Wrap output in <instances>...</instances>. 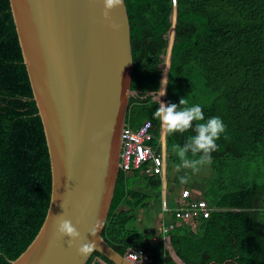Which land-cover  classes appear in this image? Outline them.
<instances>
[{
  "label": "trees",
  "instance_id": "1",
  "mask_svg": "<svg viewBox=\"0 0 264 264\" xmlns=\"http://www.w3.org/2000/svg\"><path fill=\"white\" fill-rule=\"evenodd\" d=\"M125 5L133 55L127 126L135 130L150 121L159 137L161 123L153 116L159 102L179 106L185 98L189 106L199 104L206 119L220 117L226 131L205 165L211 174L202 199L215 208L208 218L195 227L173 221L169 235L153 242L133 223L137 210L161 199L160 178L120 171L103 239L124 257L147 252L151 262L138 264H264V0ZM165 135L170 155L194 133ZM50 196L43 126L9 1L0 0V264L17 259L33 241ZM173 205L169 201L168 212ZM87 264L113 263L94 253Z\"/></svg>",
  "mask_w": 264,
  "mask_h": 264
},
{
  "label": "water",
  "instance_id": "2",
  "mask_svg": "<svg viewBox=\"0 0 264 264\" xmlns=\"http://www.w3.org/2000/svg\"><path fill=\"white\" fill-rule=\"evenodd\" d=\"M8 1L51 171L44 222L14 262L87 264L98 253L113 264H138L102 237L121 171L131 97L133 55L125 0L110 21L103 19L102 0ZM60 215L96 242L97 250L87 259L68 246L67 237L57 238ZM97 218L104 224L93 237L89 229Z\"/></svg>",
  "mask_w": 264,
  "mask_h": 264
},
{
  "label": "clouds",
  "instance_id": "3",
  "mask_svg": "<svg viewBox=\"0 0 264 264\" xmlns=\"http://www.w3.org/2000/svg\"><path fill=\"white\" fill-rule=\"evenodd\" d=\"M102 3V16L105 21H110L111 13L123 6V0H102ZM110 27L114 30L119 29V25L115 23H111ZM153 116L160 121L163 131L167 134H184L189 131L194 133V135H190L186 138L183 145L177 144L173 146V151L180 161L179 164L176 165V171H184V175L179 177L180 183L187 184L190 180L188 174L189 171L192 174H195L198 173L203 166L211 164L212 153L219 150L217 141L225 133L226 125L220 117H210L206 119L202 107L199 104L189 106L188 100L185 98H180L179 106L174 103L165 104L160 102L159 107L153 113ZM139 171L141 172V170ZM159 178L160 182L161 179H164L160 176ZM162 190L161 183L160 196L162 205L160 206V209L164 212L163 207L168 206L169 202H167V199L170 197L169 191L167 197H163ZM176 196H179V194H176ZM155 220L157 221V217ZM184 222L190 224L192 227H195L197 224V222L192 221ZM103 224L104 221L97 218L89 229V234L95 237ZM55 231L58 239H64L67 237L68 246L76 247L78 255L83 259H87L97 250L96 242L88 241L86 237H82L72 221L66 219L64 215L57 217ZM154 235L156 234H153L152 236ZM134 263H137V261H134ZM9 264H15V262L9 261Z\"/></svg>",
  "mask_w": 264,
  "mask_h": 264
},
{
  "label": "built area",
  "instance_id": "4",
  "mask_svg": "<svg viewBox=\"0 0 264 264\" xmlns=\"http://www.w3.org/2000/svg\"><path fill=\"white\" fill-rule=\"evenodd\" d=\"M153 125L150 121H145L137 129H132L127 124L125 125L124 139L120 160V170L129 172L141 170L142 175H157L164 178V156L162 146L166 147V135L162 127L160 128V136L155 137L153 133ZM153 140H156L158 145L153 147ZM148 165L146 168L143 166ZM162 196L167 197L168 190L164 188L165 179H161ZM164 212H168V206L163 207ZM173 209L175 216L182 221L198 222L210 216L215 208L202 198L191 195L188 190H181L179 196L174 200ZM172 223H161L159 232L153 236V242L158 241V237L162 238L169 235L172 228ZM127 259L129 261H144L150 263L151 259L148 253L143 250L131 251Z\"/></svg>",
  "mask_w": 264,
  "mask_h": 264
},
{
  "label": "rangeland",
  "instance_id": "5",
  "mask_svg": "<svg viewBox=\"0 0 264 264\" xmlns=\"http://www.w3.org/2000/svg\"><path fill=\"white\" fill-rule=\"evenodd\" d=\"M162 153L164 156V188L168 191L172 190V187L175 188L176 191L174 194H179L181 190L185 189L195 197L204 198L203 192L208 188L210 184V181L206 179L209 178V175L211 174L210 168L207 166L202 167L200 171L195 174H192L189 171V182L187 184H181L179 177L184 175V171H176V165L179 164V159L176 156L175 152L169 155L166 147L162 146ZM169 201L170 198L167 199V202ZM161 205L162 201L160 198L159 200L151 198L149 201V206L147 208L139 209L135 212L136 221H134L133 224L137 227L138 230L147 235L157 234L159 232V224L161 222L173 223V221H179V219L175 216L174 211L163 212L160 209ZM156 217L157 221L155 220ZM180 222H182V220H180Z\"/></svg>",
  "mask_w": 264,
  "mask_h": 264
},
{
  "label": "crops",
  "instance_id": "6",
  "mask_svg": "<svg viewBox=\"0 0 264 264\" xmlns=\"http://www.w3.org/2000/svg\"><path fill=\"white\" fill-rule=\"evenodd\" d=\"M172 190H170L169 191V197L171 198V197H174L173 199H171V201H174L178 196H176V194H174L175 193V190H174V188L172 187L171 188ZM172 195H175V196H172ZM125 209V207H121V210H124ZM149 233H152V232H149ZM153 235V234H152Z\"/></svg>",
  "mask_w": 264,
  "mask_h": 264
}]
</instances>
